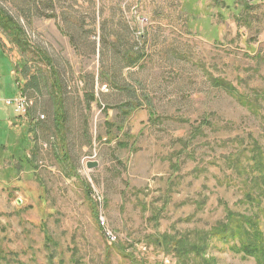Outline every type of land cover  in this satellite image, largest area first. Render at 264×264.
<instances>
[{"label": "rangeland", "instance_id": "374dc122", "mask_svg": "<svg viewBox=\"0 0 264 264\" xmlns=\"http://www.w3.org/2000/svg\"><path fill=\"white\" fill-rule=\"evenodd\" d=\"M0 11L22 43L0 26V264H204L155 239L241 216L264 235V0ZM20 96L25 117L6 104ZM238 242L212 237L203 257L260 264Z\"/></svg>", "mask_w": 264, "mask_h": 264}, {"label": "trees", "instance_id": "16d2710c", "mask_svg": "<svg viewBox=\"0 0 264 264\" xmlns=\"http://www.w3.org/2000/svg\"><path fill=\"white\" fill-rule=\"evenodd\" d=\"M0 26L10 34L12 40L18 45H21L20 29L12 22V20L7 17L4 13L0 11ZM25 97V96H24ZM26 98V97H25ZM121 108V107H120ZM63 106L61 102L55 103L54 108V120L56 127L59 126L58 123L63 121ZM107 125L108 120L106 121ZM239 224L234 226V224L222 225L219 229L218 227L212 229L211 233H197L195 238L187 239L182 236L173 240L168 235L162 236L160 239H155L156 244H160L166 250L170 249L177 256L178 259L184 260L190 256L192 259H197L200 257L204 264L210 263L208 260H205L203 257L205 254L206 243L212 237L218 236L222 241H234L239 240L238 247L236 251L247 257H253L260 264H264V235L262 232H259L258 226L256 223L252 222V219L249 217L241 216L239 218ZM174 243V244H173ZM173 244V245H171ZM126 257L127 255H122Z\"/></svg>", "mask_w": 264, "mask_h": 264}, {"label": "built area", "instance_id": "2783aa9c", "mask_svg": "<svg viewBox=\"0 0 264 264\" xmlns=\"http://www.w3.org/2000/svg\"><path fill=\"white\" fill-rule=\"evenodd\" d=\"M6 104L10 107L13 106L14 112L17 115L25 117L30 103H28L27 98H25L24 96H20L18 98H14L11 101H7ZM105 236L111 243H114L116 241V237L113 236V234L110 232H106Z\"/></svg>", "mask_w": 264, "mask_h": 264}, {"label": "water", "instance_id": "95a60500", "mask_svg": "<svg viewBox=\"0 0 264 264\" xmlns=\"http://www.w3.org/2000/svg\"><path fill=\"white\" fill-rule=\"evenodd\" d=\"M96 166H97L96 163H89V164H88V168H94V167H96Z\"/></svg>", "mask_w": 264, "mask_h": 264}, {"label": "crops", "instance_id": "0c3cea01", "mask_svg": "<svg viewBox=\"0 0 264 264\" xmlns=\"http://www.w3.org/2000/svg\"><path fill=\"white\" fill-rule=\"evenodd\" d=\"M141 38H142V36H141ZM126 87H127V88H126V91H127V90L130 91L131 86H130V85H127ZM128 88H129V89H128Z\"/></svg>", "mask_w": 264, "mask_h": 264}]
</instances>
